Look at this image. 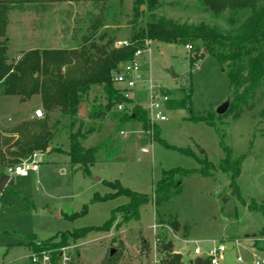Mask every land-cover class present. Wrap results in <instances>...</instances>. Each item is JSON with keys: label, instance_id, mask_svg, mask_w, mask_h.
<instances>
[{"label": "rangeland", "instance_id": "1", "mask_svg": "<svg viewBox=\"0 0 264 264\" xmlns=\"http://www.w3.org/2000/svg\"><path fill=\"white\" fill-rule=\"evenodd\" d=\"M160 3L162 8L156 11L160 16L181 23L232 27L229 12L216 17L201 0ZM137 5L138 0H0V51H5L9 62H17L29 51L65 52L70 63L61 72L85 76L93 61L102 56L98 47L118 49L129 44ZM140 7L146 11L141 22L149 21L147 6ZM247 14L238 15V20L244 21ZM194 46L196 49L188 51L185 44L153 41L141 58L142 71L176 101L192 88L193 113L207 117L215 127L195 122L191 110L173 104L165 109L168 121L148 120L149 127L139 120L123 122L121 110L109 106L108 94L99 85L90 86L86 96L88 116L71 120L61 117L60 109L46 111L40 95L5 98L0 80V175H10L9 167L27 160L40 163L39 170L28 176L10 175L5 191H0V264L27 261L32 254L30 237L38 242L53 238L59 242L61 232L105 224L112 210L128 203L129 198L123 195L91 202L95 193L112 191L104 181L118 180L152 197L164 171L202 168L192 155L179 149L192 150L214 168L207 176L178 175L183 183L180 193L161 206L154 201L142 206L139 220L127 221L118 215L107 230L91 231L86 238L64 245L69 264H162L174 254L181 255L184 264H191L195 243L188 240L201 241L197 245L203 249V257L210 240L224 242L229 249L222 264H255L256 256H264V213L250 209L253 202L264 206V85L248 107L218 114V107L230 97L227 73L209 54L191 64L190 57L202 52L200 45ZM52 66L56 68V64ZM148 94V84L143 83L135 100L146 107ZM132 107H127L129 113ZM39 108L44 115L37 118ZM36 121L52 128L51 146L16 157L12 154L17 151L16 141L39 130ZM26 122L37 127H28ZM72 133L85 148H101L90 165V176L72 167L66 154ZM140 144L148 147L149 153L141 152ZM224 145L232 150L233 158L242 160L238 188L232 185L231 174L219 166L226 157ZM85 205V214L67 218L79 214ZM173 221H177L176 227ZM239 256L243 262L238 261Z\"/></svg>", "mask_w": 264, "mask_h": 264}, {"label": "trees", "instance_id": "2", "mask_svg": "<svg viewBox=\"0 0 264 264\" xmlns=\"http://www.w3.org/2000/svg\"><path fill=\"white\" fill-rule=\"evenodd\" d=\"M201 3L216 17L229 12L228 22L232 26L231 29H221L206 22L198 24L181 23L156 13L162 8L160 0H138L131 22L132 34L128 41L129 44L118 49L98 47L102 56L93 61L91 71L87 72L85 76L74 77L71 73L68 75L61 72L62 67L70 63L65 52L29 51L17 62H9L7 54L2 50L0 51L2 94L20 96L26 99L40 95L42 106L46 111L53 112L60 109L61 117L76 120L82 103H87L86 96L90 86L99 85L108 94L109 106L117 107L121 101H124V98L115 85V71L119 69L122 63L133 61L138 49H147L151 42L158 41L191 44L194 48V45H200L202 47L201 55L196 52L195 56H191V64H197L199 59L206 54L216 58L220 67L227 73L232 101L230 111L237 107H248L251 99L256 97L259 89L264 85V0H201ZM142 4H145L147 11L151 13L150 20L144 23L141 22V18L146 14V11L140 7ZM246 11L248 13L246 18L240 22L237 16ZM1 15L2 12H0ZM2 26L3 21L0 22L1 31ZM54 64H56V68H53L52 65ZM192 95L191 88L181 100L176 101L171 97L168 106L171 107L173 104L174 108L187 107L191 110L190 118L192 120L195 122L204 121L215 127L214 123L207 117H199L193 113ZM132 103V101H127V107ZM121 112L120 120L123 122L139 120L145 124V127L150 126L148 125L147 111L138 103L132 107V112L129 113L128 108ZM34 122L26 123L28 127H34V125L36 126ZM37 124L39 130L24 134V138L21 136L22 139L16 141L17 151H13V155L18 158L25 157L35 151L46 150L51 146V142L54 140L52 128L49 129L45 122H37ZM155 130L157 131V127ZM69 138H71V144L66 154L70 157L72 167L80 169L90 176L91 169L89 168L90 165L94 164L95 156L101 149L100 146L85 148L74 133ZM157 138L159 139L158 136ZM223 149H225L226 157L221 159L220 169L231 174L232 185L238 188L236 180L241 173L242 160L241 158H233L232 150L226 145L223 146ZM179 150L192 155L202 168L189 170L178 167L164 171L162 178L156 183L152 197L135 192L122 185L118 180L104 181L103 183L109 185L112 191L104 195L95 193L91 202H106L123 195L129 198V202L113 209L111 218L102 226L81 227L72 231L61 232L59 242L54 241V238L38 242L35 238L30 237L28 241L32 247V252L47 251L51 254V264H57L60 250L64 245L86 238L91 231L107 230L117 220L118 215H122L127 221L139 220L142 206L152 201L157 206L169 202L171 197L180 193L183 188V183L177 178L178 175L187 176V174L198 173L201 176H207L210 174V170L214 168L211 162H208L206 158L197 157L192 150ZM2 175L4 173L0 175V178ZM250 209H258L264 213V206L259 207L254 202ZM87 210L88 206L85 205L79 214L67 218L75 219V217L85 214ZM172 224L175 227L178 225L177 221H173ZM169 246L168 243L167 247ZM111 255L113 256V254ZM190 263L208 264L206 259L202 262L191 259ZM22 264H33L31 257ZM162 264L184 263L181 255L174 254L165 258Z\"/></svg>", "mask_w": 264, "mask_h": 264}, {"label": "built area", "instance_id": "3", "mask_svg": "<svg viewBox=\"0 0 264 264\" xmlns=\"http://www.w3.org/2000/svg\"><path fill=\"white\" fill-rule=\"evenodd\" d=\"M188 51L194 50L193 45H186ZM146 49H138L135 52V59L133 61H128L122 63L119 66V69L115 71L114 82L117 85V88L122 93L124 101H121L117 105V109L124 111L127 108V101H132L134 106L136 103L140 104L138 100H135V93L139 88V85L146 83L149 87L148 94V105L145 108L148 114V119L150 122L162 123L168 121L165 115V109L168 108V101L171 99L170 93H167L166 88L161 84H154L152 78H147L142 71V56ZM142 106V105H141ZM44 115V112L41 108L36 110L35 117L40 118ZM125 133V132H122ZM140 150L143 153H149V148L140 144ZM40 163L37 159L27 160L23 163L11 166L7 169L10 175L16 174L21 177L30 175L32 172L39 170ZM158 225L156 224L154 228L156 229ZM191 243H195L194 257L192 259L201 258L202 260H207L208 264H222L225 253L228 251L229 247L222 241L219 240H210L211 244L206 253V256L203 257V249L197 245L200 240H188ZM59 255V261L57 264H69L70 257L68 252L64 247L61 248ZM33 264H51V254L47 251L42 253L32 252L29 256ZM239 262H243L241 256L238 257ZM255 264H264V256H256L254 259Z\"/></svg>", "mask_w": 264, "mask_h": 264}, {"label": "water", "instance_id": "4", "mask_svg": "<svg viewBox=\"0 0 264 264\" xmlns=\"http://www.w3.org/2000/svg\"><path fill=\"white\" fill-rule=\"evenodd\" d=\"M231 102L232 101L229 97L224 104H222L221 106L218 107L217 113L220 115L225 114L228 111V109L230 108ZM79 115L82 119H85L88 116V105L85 102L82 103V106L79 109ZM10 179H11V176L7 175V174H4L1 176V178H0V191L1 192L5 191ZM99 180H101V179H99ZM114 253H115V249L112 250L111 254H114ZM197 260L199 262L203 261L201 258H198Z\"/></svg>", "mask_w": 264, "mask_h": 264}, {"label": "crops", "instance_id": "5", "mask_svg": "<svg viewBox=\"0 0 264 264\" xmlns=\"http://www.w3.org/2000/svg\"><path fill=\"white\" fill-rule=\"evenodd\" d=\"M8 96V95H7ZM7 96H4L5 98H7ZM138 145H139V143H138Z\"/></svg>", "mask_w": 264, "mask_h": 264}]
</instances>
